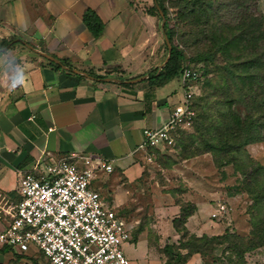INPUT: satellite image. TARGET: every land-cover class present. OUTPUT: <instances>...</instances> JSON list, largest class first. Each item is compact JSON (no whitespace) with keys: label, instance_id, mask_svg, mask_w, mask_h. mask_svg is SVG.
<instances>
[{"label":"crops","instance_id":"obj_1","mask_svg":"<svg viewBox=\"0 0 264 264\" xmlns=\"http://www.w3.org/2000/svg\"><path fill=\"white\" fill-rule=\"evenodd\" d=\"M85 10L102 24L97 37L82 21ZM159 10L154 0H0V200L17 198L23 172L38 175L70 154L98 156L111 170L91 185L129 227L131 264H146L149 233L174 243L179 237L172 227L178 205H163L161 188L149 183L150 148L135 152L142 129L160 126L184 92L178 76L158 85L145 80L166 57ZM34 49L70 68L54 67ZM193 205L189 233H222L201 219L213 208ZM150 220L161 223L160 236Z\"/></svg>","mask_w":264,"mask_h":264},{"label":"trees","instance_id":"obj_2","mask_svg":"<svg viewBox=\"0 0 264 264\" xmlns=\"http://www.w3.org/2000/svg\"><path fill=\"white\" fill-rule=\"evenodd\" d=\"M154 1L165 17L166 9L163 0ZM202 1L204 0H179L181 10L188 11V14L198 15L195 19L186 14L181 15L179 21H184L186 18L188 20L186 25H190V27L187 33L181 32L180 37H184L185 34L192 35L191 26L193 24L196 25L201 22L209 26L211 23L214 32L210 34L213 35L214 40H221L219 42H222V47L227 54V63L232 77L242 84L249 83L251 86L239 96L229 90L228 86V90L222 92L226 94L223 96L221 92H218L220 87L217 86V89L212 90L211 100L201 103L202 97L192 98L191 106L197 112L196 114L194 112L191 122L193 133L188 135L189 144L183 146L182 157L187 158L195 154L209 153L217 166L231 164L232 168L239 173L243 189L251 198V203L247 209L251 238L243 241L241 237L231 234L226 229L217 235L201 234L197 236L189 233L184 223L193 212L194 205L190 203L178 205V216L172 219V227L179 235L176 243L173 242L176 244L174 245L176 249L174 252L171 250L173 244H165L162 248L169 261L173 263L182 261L185 255L209 254L215 249V245L222 243L226 244L225 250L234 251L239 258L244 252L264 244V164H258L245 149V145L248 143L264 142V88L259 83L263 81L264 84V72L258 73L260 70L264 71V46L262 45L264 36L260 30L258 31L256 28L254 30V27H258V24L261 23V19L253 16V12H251L257 0H205L206 3L200 6ZM152 9L158 16L156 8L152 7ZM212 19L213 22H211ZM82 21L93 37L101 34L102 24L93 11L85 10ZM175 27L176 24H172L170 27L165 17L163 29L170 44L169 58L160 69L155 68L148 72L145 80L149 85H158L178 76L184 64L194 68L190 63L203 62L199 68L200 74L206 75L210 71L206 62L212 60V54L208 51L188 57V61L181 64L185 59L183 51L172 40ZM249 30L252 31L248 32ZM197 32L202 34L203 30L200 29ZM244 34L251 38L250 47L244 44ZM208 35L209 32L206 31L204 38L207 39ZM9 43L10 40L5 41L2 46L6 47ZM164 48L166 51L165 44ZM246 48L249 50L246 51ZM50 63L54 67L60 68L59 65ZM61 63L70 68L65 60H61ZM239 67L255 70L241 74L238 72ZM88 74L95 79L105 77L92 72H88ZM225 78L227 79V77ZM118 81L121 85L128 84L122 83L120 79ZM254 83H258L256 88L253 86ZM209 102L214 103L212 110L206 105ZM236 106L244 108L243 116L239 115L237 108L235 109ZM180 143L181 140L179 145ZM190 143H195L193 151L189 149ZM169 164H173V162ZM180 250H184L185 254L183 255ZM6 251L10 250L6 247H0V252ZM22 257L21 254L16 255V258ZM28 259H30L31 264H36L31 257Z\"/></svg>","mask_w":264,"mask_h":264},{"label":"built area","instance_id":"obj_3","mask_svg":"<svg viewBox=\"0 0 264 264\" xmlns=\"http://www.w3.org/2000/svg\"><path fill=\"white\" fill-rule=\"evenodd\" d=\"M178 77L182 99L160 126L142 129L135 152L168 147L177 129L191 124V100L201 74L184 64ZM110 170V164L98 156L70 154L54 160L38 175L23 172L17 198L0 200V247L39 255L44 264H131L122 250V244L131 239L129 227L91 185L101 171ZM223 211L218 205L210 215Z\"/></svg>","mask_w":264,"mask_h":264},{"label":"rangeland","instance_id":"obj_4","mask_svg":"<svg viewBox=\"0 0 264 264\" xmlns=\"http://www.w3.org/2000/svg\"><path fill=\"white\" fill-rule=\"evenodd\" d=\"M205 3V0L202 1L200 6H203ZM163 5L166 9L165 17L167 24L170 27L172 24H176L172 40L173 43L178 45L183 51L185 59L181 64L188 61V57L199 53L208 51L212 54V60L206 62L210 71L206 75L201 74V79L194 88L193 99L195 97H202L201 103L211 100L212 90H214V88L217 89V86L220 87L218 92H221L223 96L226 94L222 92L228 90V88L239 96L246 88L251 86L249 83L242 84L239 80L232 77L227 63V54L222 47V42H219L221 40H214L212 38L213 35L210 34L214 32L211 23L209 26L201 22L196 25L192 23V35L189 36L185 34L184 37H180L181 32L187 33L190 27V25H186L188 23L186 18L184 21H179L181 15L186 14L193 19H195V17L197 18L198 15H193V13L188 14V11L181 10L179 0H163ZM252 10L253 16L256 18L260 17L258 19H261V23L258 24V27H254V30L255 28L258 31L260 30V33L264 36V0H257ZM211 22H213V19ZM200 29L203 30L202 34L197 32V30ZM206 31L209 32L207 39L204 38ZM244 35V44L250 47L251 38L247 34ZM262 45L264 46V42ZM245 50L247 51L249 49L246 48ZM190 64L201 73L199 68L202 66L203 62ZM239 68L238 72L241 74H247L255 70H247L242 67ZM263 72L262 70L258 71L259 74ZM225 77H227V79ZM259 83L262 85L261 87L264 88L263 81ZM254 84L253 86L256 88L258 83ZM206 105H208L210 110L214 108V103L209 102ZM236 108L239 115L243 116L245 112L244 108L242 106H236L235 109ZM194 112L196 114L197 110L194 109ZM191 133H193L192 123L177 129L173 143L170 146L150 148L148 150L150 159H145V163L149 168L147 176H149L150 185L155 186V189L161 188L163 192V205L172 201L176 205L203 202L206 206L209 205V207L213 209L218 205L223 206V213L217 214L216 217H211L210 213L212 211H210V213H205L201 219H204L206 222L208 221L211 230L214 232H221V230L226 229L231 234L239 236L243 241H246L251 238L249 235L250 226L247 210L251 203V198L243 189L241 176L232 168L231 164L217 166L209 153H200L183 158V146L189 144L188 135ZM180 140L181 143L179 145ZM193 147H195V143H190L189 149L193 151ZM245 149L251 158L258 164H264L263 141L248 143L245 145ZM170 162H173V164H169ZM202 214H204V211ZM145 216L146 218H150L149 215ZM148 224H154L151 228L160 236L161 223L157 220L151 223L150 220ZM153 237H155L153 234L149 233V235H147L148 241L152 245L150 251L146 253V264H264V244L244 252L242 257L239 258L234 251L224 249L225 243L215 245V249L209 254L201 255L197 253L196 259H193L195 256L193 257L191 254L185 255L182 261L173 263L169 261L168 256L163 252L162 248L165 244H173L171 250L174 252L176 249L174 245L176 244L171 241H164L162 239L163 237H160V240L159 238L155 240ZM127 244H129L128 241L122 244V250L129 260V256L125 253V246ZM180 252L183 255L185 254L184 250H180ZM16 255L20 254H11L10 251L7 253L0 252V264H31L30 259H28L30 257L36 264H44L43 258L39 255H36L34 258L31 254H21L23 256L22 258H16ZM134 261L136 264H144L143 260L140 258H136Z\"/></svg>","mask_w":264,"mask_h":264},{"label":"water","instance_id":"obj_5","mask_svg":"<svg viewBox=\"0 0 264 264\" xmlns=\"http://www.w3.org/2000/svg\"><path fill=\"white\" fill-rule=\"evenodd\" d=\"M159 14H160V16H161V27H163V24H164V17H163V13L161 12V10H159ZM164 40H165V44H166V48H167V52H166V57H165L163 63L161 64V67L165 64V62H166L167 59L169 58V53H170V44H169V41H168L166 35H164ZM34 50H35V49H34ZM35 51H36L40 56L46 58L47 60H49V61H51V62H53V63H55V64H57V65H60L61 67H63V65H62V64L59 62V60L56 59L55 57H53V56H51V55H49V54H47V53H45V52H41V51H38V50H35ZM161 67H160V68H161ZM160 68H159V69H160ZM74 71H75V70H74ZM107 79H111V80H115V81H117V79H113V78H107ZM138 79H140V78H138ZM132 81H134V80H132Z\"/></svg>","mask_w":264,"mask_h":264}]
</instances>
